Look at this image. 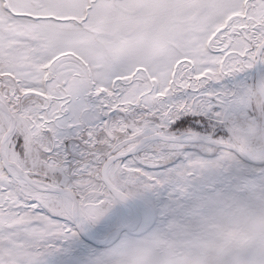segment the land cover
<instances>
[{"label": "snow or ice", "instance_id": "obj_1", "mask_svg": "<svg viewBox=\"0 0 264 264\" xmlns=\"http://www.w3.org/2000/svg\"><path fill=\"white\" fill-rule=\"evenodd\" d=\"M242 146L264 151V0H0V264L205 167H264Z\"/></svg>", "mask_w": 264, "mask_h": 264}, {"label": "rangeland", "instance_id": "obj_2", "mask_svg": "<svg viewBox=\"0 0 264 264\" xmlns=\"http://www.w3.org/2000/svg\"><path fill=\"white\" fill-rule=\"evenodd\" d=\"M241 150L253 159L264 158V151ZM198 176L195 184L175 180L179 192L173 200L166 201V193L131 198L142 216L134 231H123L104 246L77 232L45 249L40 259L43 264H264V228L256 226L264 219V167L234 161L227 178L215 165ZM131 216L135 219L131 208L118 203L90 214L82 226L101 240L104 228L127 224Z\"/></svg>", "mask_w": 264, "mask_h": 264}, {"label": "water", "instance_id": "obj_3", "mask_svg": "<svg viewBox=\"0 0 264 264\" xmlns=\"http://www.w3.org/2000/svg\"><path fill=\"white\" fill-rule=\"evenodd\" d=\"M256 71L258 72L259 70L257 69ZM255 74L256 73H254V75ZM249 158L252 160H256V159H253L251 157H249ZM261 160H264V158ZM122 203L128 205L131 208V210L134 214V217H135V219L133 220L132 223L118 225V226L114 227L113 230L111 231V233L106 234V236L101 240H96V239L92 238L90 235H88V233L84 230V228L82 226L81 230L78 231V234L80 235V237L83 240H85V241H87V242H89L95 246H104L113 236H115V235H117L123 231H134L139 226L141 219H142L140 209L137 206V204L131 198L125 202H122Z\"/></svg>", "mask_w": 264, "mask_h": 264}, {"label": "clouds", "instance_id": "obj_4", "mask_svg": "<svg viewBox=\"0 0 264 264\" xmlns=\"http://www.w3.org/2000/svg\"><path fill=\"white\" fill-rule=\"evenodd\" d=\"M256 226L259 227V228H264V219L259 220V221L257 222V225H256Z\"/></svg>", "mask_w": 264, "mask_h": 264}, {"label": "bare ground", "instance_id": "obj_5", "mask_svg": "<svg viewBox=\"0 0 264 264\" xmlns=\"http://www.w3.org/2000/svg\"><path fill=\"white\" fill-rule=\"evenodd\" d=\"M133 220H134V218H133V216H131V218H130L126 223H127V224H130V223L133 222Z\"/></svg>", "mask_w": 264, "mask_h": 264}]
</instances>
